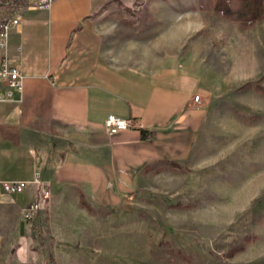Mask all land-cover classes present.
<instances>
[{
    "label": "rangeland",
    "instance_id": "1",
    "mask_svg": "<svg viewBox=\"0 0 264 264\" xmlns=\"http://www.w3.org/2000/svg\"><path fill=\"white\" fill-rule=\"evenodd\" d=\"M217 2H109L99 27L116 56L147 73L171 64L202 82L198 143L118 201L96 192L77 209H52L50 199L28 221L11 198L0 264H264V18L243 24L216 12Z\"/></svg>",
    "mask_w": 264,
    "mask_h": 264
},
{
    "label": "crops",
    "instance_id": "2",
    "mask_svg": "<svg viewBox=\"0 0 264 264\" xmlns=\"http://www.w3.org/2000/svg\"><path fill=\"white\" fill-rule=\"evenodd\" d=\"M110 1L55 0L49 11L16 13L20 24L0 57L20 66L23 91L0 102V181L28 183L22 210L37 199V178L52 209L68 201L77 209L96 192H117L118 201L147 173L183 164L198 143L208 115L202 82L171 64L147 73L116 56L99 27ZM9 14L0 8V20ZM110 115L143 130L111 136ZM10 199L0 203V222Z\"/></svg>",
    "mask_w": 264,
    "mask_h": 264
},
{
    "label": "built area",
    "instance_id": "3",
    "mask_svg": "<svg viewBox=\"0 0 264 264\" xmlns=\"http://www.w3.org/2000/svg\"><path fill=\"white\" fill-rule=\"evenodd\" d=\"M55 0H0V8H7L10 11L8 17L0 20V51H3L9 41L11 31L20 24V19L16 13L23 8H30L40 11H49ZM0 102L10 101L23 91V78L20 66L10 57H0ZM200 101V96L195 97V102ZM106 128L109 135L114 136L121 131L133 128H141L132 119H121L110 115L106 120ZM37 185V199L23 209L24 218L28 221L34 220L39 211L41 203H46L51 199L50 191L42 185L39 178L34 181ZM28 183L23 181H0V203L5 198L18 196L27 189ZM3 234L0 224V261L3 256Z\"/></svg>",
    "mask_w": 264,
    "mask_h": 264
},
{
    "label": "trees",
    "instance_id": "4",
    "mask_svg": "<svg viewBox=\"0 0 264 264\" xmlns=\"http://www.w3.org/2000/svg\"><path fill=\"white\" fill-rule=\"evenodd\" d=\"M239 4V11L237 13H231L230 8ZM216 12L221 13L225 17H235L239 22L250 25L264 18V0H218L215 5ZM264 93V89L260 88ZM135 123L136 121L133 120ZM143 130L142 128H135ZM152 135V134H151ZM149 134L146 131H142V138H149ZM83 198V196H81Z\"/></svg>",
    "mask_w": 264,
    "mask_h": 264
}]
</instances>
